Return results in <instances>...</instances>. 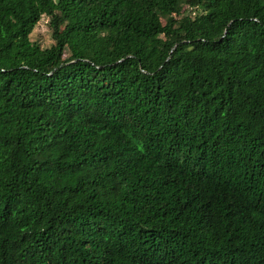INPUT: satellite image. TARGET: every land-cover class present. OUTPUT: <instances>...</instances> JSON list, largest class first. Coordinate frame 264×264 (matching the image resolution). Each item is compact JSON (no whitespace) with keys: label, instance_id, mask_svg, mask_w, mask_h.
Returning <instances> with one entry per match:
<instances>
[{"label":"trees","instance_id":"1","mask_svg":"<svg viewBox=\"0 0 264 264\" xmlns=\"http://www.w3.org/2000/svg\"><path fill=\"white\" fill-rule=\"evenodd\" d=\"M0 264H264V0H0Z\"/></svg>","mask_w":264,"mask_h":264},{"label":"rangeland","instance_id":"2","mask_svg":"<svg viewBox=\"0 0 264 264\" xmlns=\"http://www.w3.org/2000/svg\"><path fill=\"white\" fill-rule=\"evenodd\" d=\"M48 22V18H41L30 36L31 41L38 42L44 47L49 46L52 43Z\"/></svg>","mask_w":264,"mask_h":264}]
</instances>
